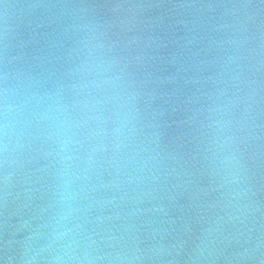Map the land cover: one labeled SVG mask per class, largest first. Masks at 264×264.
I'll use <instances>...</instances> for the list:
<instances>
[{
	"label": "water",
	"instance_id": "water-1",
	"mask_svg": "<svg viewBox=\"0 0 264 264\" xmlns=\"http://www.w3.org/2000/svg\"><path fill=\"white\" fill-rule=\"evenodd\" d=\"M0 264H264V0H0Z\"/></svg>",
	"mask_w": 264,
	"mask_h": 264
}]
</instances>
